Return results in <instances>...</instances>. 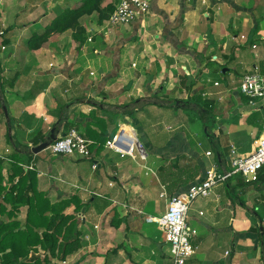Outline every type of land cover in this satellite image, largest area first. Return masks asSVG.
I'll use <instances>...</instances> for the list:
<instances>
[{
    "label": "crops",
    "instance_id": "obj_1",
    "mask_svg": "<svg viewBox=\"0 0 264 264\" xmlns=\"http://www.w3.org/2000/svg\"><path fill=\"white\" fill-rule=\"evenodd\" d=\"M17 1L0 0V152L10 155L12 162H23L26 173L33 168L38 191L62 214L72 216L68 224L80 217L76 224L82 234L76 238L81 243L64 264H173L159 224L147 222L146 217L163 215L168 198L185 195L193 183L206 178L218 159L222 161L219 166L229 165L232 146L242 155L252 152L263 133L264 110L251 107L239 85L234 94L236 106L230 112L220 110L222 94L228 89L223 91L217 80L210 86V75L223 67V72L228 71L242 40L251 35L260 36V41L253 43V68L244 64L243 71L264 65V0H151L150 12L143 19L117 32L122 46L114 58H105V70L98 74L90 69L85 53L89 73L79 59L65 58L53 46L43 44L30 50L31 37L21 35L20 29L9 35ZM146 30L155 38L153 44L141 38ZM110 37L105 34L102 42ZM4 40L8 42L3 44ZM109 48L108 44L102 50L104 55L111 54ZM196 96L212 102L208 112L212 121L204 118L200 125L197 121L202 116L191 120L182 115L179 127L189 128L174 133L168 121L176 117V110L197 105L204 109L194 102ZM255 113L260 117L254 118ZM205 125L215 126L208 130ZM71 128L92 141L90 158L42 149ZM121 132L143 147L141 135L146 137L145 145L162 148L151 162H147L146 146L147 159L139 153L122 155L103 142ZM199 142H204L200 152ZM208 151L212 156L206 155ZM202 153L211 159L209 165L201 161ZM191 156L196 159L193 165ZM181 159L184 163L178 167L197 165L200 174L169 192L158 171ZM130 161L142 169L126 168ZM3 165L1 183H6L11 169L8 162ZM239 183L243 182L233 179L219 185L208 198L192 204L188 222L197 229L196 253L187 264H264V197L259 202L249 198L264 188H248L240 196L243 200L229 196L240 192L242 188H234ZM163 192L166 198L161 197ZM158 203L163 204L162 211ZM23 205L27 218L29 207Z\"/></svg>",
    "mask_w": 264,
    "mask_h": 264
},
{
    "label": "rangeland",
    "instance_id": "obj_2",
    "mask_svg": "<svg viewBox=\"0 0 264 264\" xmlns=\"http://www.w3.org/2000/svg\"><path fill=\"white\" fill-rule=\"evenodd\" d=\"M87 0H19L14 4V8H15V13L13 14L12 18H11V28L13 31H11L9 33V35H11L12 32H16L17 29H20V33L22 35V33H25L24 37H31L32 33L34 32H40L43 33L45 32V30L52 25L53 21L59 17L60 15H69L71 13V11H73L74 9H78L81 8L83 5H85ZM115 3L116 0H104L100 5V11L98 10H94L93 13L89 14V15H84L79 22L80 25L78 27V30L82 28L85 29L86 33H82V34H78L77 31L75 32V30L73 29H68L62 33H56L53 34L46 42H44L43 46H53L55 49V52L59 53L61 56H64L65 58L71 59V60H75L76 58L80 60V65H82V69L85 70V72L87 71L89 73V68L88 65L85 63V59L87 57H84V55H82L83 53L87 54L88 59H90L89 64H91L90 69L94 70L95 73H101L104 69L103 65L106 63V59L105 58H114L115 57V53L120 49V47L122 46L123 41H118V34L117 32L121 29L122 26H118V27H105V18L107 16V14L109 13L110 7L113 6L115 8ZM15 15V16H14ZM86 28H88L89 31L86 30ZM99 30H104L107 31L108 30V34L109 36H111L109 39H104L107 40L106 42H102V38L103 36L105 37V35H101L99 34ZM89 32V34H88ZM77 33V34H76ZM18 35V34H17ZM107 35V34H106ZM7 37V35H3L1 36L2 39H5ZM89 37H93V42H88V38ZM142 39H144V42L147 44H153V42L155 41V38L152 36V33H150L148 30L145 31V34L142 35L141 37ZM260 41V36H256L254 37L253 35H251L250 37H247V40H242L243 45L239 47L238 50V56L236 58V60L234 59V61H232L231 63L229 62L228 64V71L223 72V69H225V67L220 68L219 71H217L216 73L213 72V74L210 75V80H211V84L210 86L213 85L214 81H219L223 86L221 87L222 90H226L225 92H223L222 97H224L221 100V105L220 107L222 109V111H227L232 110V108L234 106H236L237 102L234 99V94L236 91H238V85H239V78L241 76V74H244L245 72L243 71V66L244 64L247 65L249 64L252 68L255 62V45L253 44L254 42H259ZM23 42H26L23 40ZM99 43H101V50H100V46ZM110 45L109 50L111 51V54L108 53L109 56H106L103 54V51L107 50V45ZM53 49V48H52ZM3 50V49H2ZM23 49H19V52L22 53ZM103 50V51H102ZM98 51H100L101 53H98ZM108 51V52H110ZM1 46H0V53H1ZM151 53V51H150ZM153 54V53H151ZM241 57V58H240ZM86 67V68H85ZM244 72V73H243ZM94 73V74H95ZM194 81V82H193ZM192 81V85H194L196 79H193ZM229 92V93H226ZM194 98V102H195ZM198 107V105H197ZM196 106L192 108H189L187 110H182V111H175V115L176 117L172 119V121H168L170 122L172 129L174 130V133H180L181 131H185V128H181L179 127V121L182 117V115H185V117L190 116L191 120H199V108H197ZM183 113V114H182ZM210 114L211 113H205L204 116L206 118V120L208 121V119L210 121H212L210 119ZM202 120L205 119H201L199 121H197V123H199L200 125H204V121L202 122ZM222 122L225 120H221ZM199 125V128H200ZM210 128L214 127L215 125H209ZM208 125H205V128L208 129L209 128ZM189 128V127H187ZM209 130V129H208ZM128 136H130L128 134ZM131 137V136H130ZM139 138L141 139V142L144 144V147L146 146V149L149 153V157H148V153H147V157H148V161L147 162H151L150 159L151 157L157 156L158 154V150H160L162 147H157L156 144L149 146V145H145V138L143 135L139 136ZM137 144L140 146V143L137 141ZM204 142H199L197 148L199 149L198 152H200L203 149V145ZM208 143L205 142V146H207ZM160 148V149H159ZM212 150L215 151V147L213 148L211 146ZM134 154L138 155V151L135 150ZM10 155L6 156V152H0V171H3V162H8L10 164V169L12 172L13 169V164L14 162H12L11 160H8L10 157ZM199 157L202 159L201 161L204 162L205 166L209 165L211 162V159L206 158V156L204 155V153H202L201 155H199ZM126 159H131L130 156H127ZM189 160L191 161L190 165H193L196 163V159L195 157L191 156L189 157ZM19 162H16L15 164L18 163V165H20L22 168H26V166H24V163L21 162L20 160H18ZM126 168H131V170H133V167L136 166L138 168H141L136 162L134 161H130ZM171 163H175V166L178 165H182L184 163V160H179L177 161H172ZM187 165V164H186ZM33 169V168H30ZM142 169V168H141ZM11 172H7V181L6 183H0V188L3 187V189H0V205H5L7 209H10V211H12V213H6L5 215H1L0 219L3 220L4 222H7L9 225V227L14 226V222H19L21 224H25V215H26V211L27 208L24 205H21V210H19L18 208L16 209L15 207H18V203H7L5 202V199L3 198L4 193H6L7 190H9V188L11 187L10 185L12 184V182L10 183V179H9V175L11 174ZM3 174V172H2ZM135 176V175H134ZM264 176V173L263 175ZM4 175H3V179H4ZM135 179V178H134ZM234 179H240L239 177H234ZM15 181L17 182V180L15 179ZM14 181V182H15ZM154 184V183H151ZM242 188L239 191H236L234 193H229V196H238L240 199H242L240 196L242 195L243 191H247L248 188H250L251 190L254 189H260L261 187L264 188V181H262L260 183V181L258 183L255 184H245V182L243 181V183H239V185H234V188ZM234 194V195H233ZM234 196V197H235ZM257 197V198H255ZM251 196L249 198H251V200L253 202H259L258 198L261 197V201H263L262 197H264V190L261 191V194L258 193L257 196ZM243 200V199H242ZM247 201V200H244ZM162 203H164L165 201L162 199L161 200ZM162 203H158L157 205V209L162 211L164 209L163 204ZM9 211V210H8ZM61 215L59 213L58 216H56L55 212L49 213V217L54 218V226H51L50 228L45 227L37 229L38 232L40 233L41 237L43 238V244L41 245H37V246H33L29 249V253L27 254V256L19 259V263H23V262H27L29 261V259H32V257H39L40 261L42 262V264H64L66 263L65 260H67V258L70 257H66L65 260L62 259V252L60 250H54L55 252L53 253L50 250H47L49 248V242L46 241V236H44L45 234H52L55 233V229L53 227H57L58 223L60 225V221L61 219ZM145 216V215H144ZM77 217V216H76ZM77 220V224L81 222L80 217L76 218ZM73 222V221H72ZM75 223V221L73 222ZM70 223L63 229V231H59V233L56 235L58 237V243L57 244H61L66 240L69 239V241H72L71 239H75L76 237L79 236V230L77 229V224H73ZM25 229V227H23ZM46 229V230H45ZM45 230V231H44ZM90 232V231H89ZM82 234V233H80ZM84 234V233H83ZM81 241L82 238L80 237ZM79 240V239H78ZM81 242H79L80 245ZM69 256V255H67Z\"/></svg>",
    "mask_w": 264,
    "mask_h": 264
},
{
    "label": "built area",
    "instance_id": "obj_3",
    "mask_svg": "<svg viewBox=\"0 0 264 264\" xmlns=\"http://www.w3.org/2000/svg\"><path fill=\"white\" fill-rule=\"evenodd\" d=\"M151 0H116L115 8L105 22V27H118L133 24L143 19L149 12ZM107 31L99 30V34H107ZM93 42V37L88 38ZM135 66V65H134ZM94 75V72H91ZM216 85H219L216 83ZM239 91L247 99L248 104L256 110H264V72L256 67L253 71L245 73L239 80ZM119 136L107 141L106 145L122 155L134 156L135 147L141 158L147 159V152L142 146V151L137 143L132 146ZM92 141L76 128H71L63 135L52 140L42 149H50L53 154L66 156H78L90 158L92 156ZM208 157L212 152L206 153ZM222 161L214 163L208 170L204 180L193 183L185 195H173L168 201V206L163 215L156 217L148 215L146 221L159 224L166 244L169 248V255L173 264H187L195 255L196 246L194 240L197 236V229L191 227L188 222V213L192 204L198 198H208L214 188L219 185L228 184L234 177H240L246 183L259 180L264 173V125L262 135L255 141V148L247 155L239 153L236 146L231 147L229 165L219 166ZM32 168V167H31ZM97 163L93 164V169ZM148 170H151L148 168ZM161 197H167L166 192Z\"/></svg>",
    "mask_w": 264,
    "mask_h": 264
},
{
    "label": "trees",
    "instance_id": "obj_4",
    "mask_svg": "<svg viewBox=\"0 0 264 264\" xmlns=\"http://www.w3.org/2000/svg\"><path fill=\"white\" fill-rule=\"evenodd\" d=\"M103 1L104 0H87L85 5L81 8L74 9L69 15H60L53 21L52 25L45 30V32H35L31 36L28 41V48L30 50H37L53 34L62 33L68 29H73L75 32L77 31L78 34L86 33L85 29L82 27L79 31L76 30L81 23L79 22L80 19L84 15L93 13L94 10L100 11L99 5ZM113 10L114 7L111 6L105 20L109 18ZM7 42V40H4L3 44H6ZM261 71L264 72V65L261 67ZM196 101L198 104H202L204 108L203 110H199V115L204 119V114L206 112H210L209 107L212 102L197 96ZM253 117L259 118L260 113H255ZM259 125L262 127V124ZM106 141L109 140H103L104 144ZM16 162L19 161H14L12 173L9 175L10 183L12 182L10 185L11 187L6 191V193H4L3 198L7 203H18L19 205L26 204L29 208L24 225L19 222H14V226L9 227L10 224L0 219V264H42L39 257H32V259L23 263H19V259L27 256L31 247L43 244V238L37 229H44L47 226L50 228L51 226H54V218H50L48 213L55 212L56 216H58L59 213L62 214V211L57 209V207L50 202L48 197L38 191L36 172L32 169H27L28 171L26 173V170L18 165V163L15 164ZM174 164L175 163L170 162L158 171L160 181L166 186L169 192L175 190V188L182 183L194 181L200 174L199 167L197 165L186 168L178 167ZM16 177H18L17 182L15 181ZM2 181L3 174L0 171V183ZM259 181L260 183L264 181V176H260L258 181L248 184H255ZM239 182H243V180L240 178ZM0 189H3V187ZM15 208L17 209V206ZM6 213L9 214L12 213V211H8L5 205H0V216L5 215ZM71 217V215L62 214L60 225L58 223L57 227H53L55 229V233L44 235L46 236V241L49 242V248L47 250L54 253V250L58 248L57 250L62 252V259L64 260L68 254L79 246V240L77 238L71 239L72 241L66 239L62 245L57 244L59 240L56 235L59 231H63V229L68 225V221ZM23 227H25V229ZM262 237L264 238V228Z\"/></svg>",
    "mask_w": 264,
    "mask_h": 264
},
{
    "label": "water",
    "instance_id": "obj_5",
    "mask_svg": "<svg viewBox=\"0 0 264 264\" xmlns=\"http://www.w3.org/2000/svg\"><path fill=\"white\" fill-rule=\"evenodd\" d=\"M119 138H120L119 142L121 141V139L122 140L123 139H127L129 142H132L133 141V138L132 137H129L128 135L124 134L123 132L120 133ZM129 144H131V143H129ZM129 146L130 145H128V144L126 145L127 148H129Z\"/></svg>",
    "mask_w": 264,
    "mask_h": 264
},
{
    "label": "bare ground",
    "instance_id": "obj_6",
    "mask_svg": "<svg viewBox=\"0 0 264 264\" xmlns=\"http://www.w3.org/2000/svg\"><path fill=\"white\" fill-rule=\"evenodd\" d=\"M125 141V143L127 144V142L128 143H131L130 145L132 146L133 144H135V143H137V139H133V141L132 142H129L127 139H124ZM127 141V142H126Z\"/></svg>",
    "mask_w": 264,
    "mask_h": 264
}]
</instances>
